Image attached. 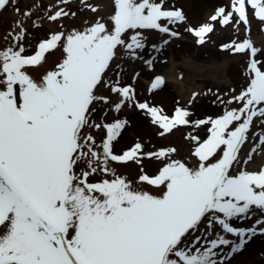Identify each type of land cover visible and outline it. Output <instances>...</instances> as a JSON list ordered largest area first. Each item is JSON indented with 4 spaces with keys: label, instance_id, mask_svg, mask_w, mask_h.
<instances>
[{
    "label": "snow or ice",
    "instance_id": "obj_1",
    "mask_svg": "<svg viewBox=\"0 0 264 264\" xmlns=\"http://www.w3.org/2000/svg\"><path fill=\"white\" fill-rule=\"evenodd\" d=\"M81 3L97 15L90 25L43 33L33 21L37 31L30 35L24 18L33 12L18 0H0V12L12 8L20 17L0 45V264H226L258 230L264 234V218L247 229L233 225L264 216V166L249 170L255 155L264 156V132L258 140L250 135L264 126V50L247 38L221 45L247 60L239 93L230 89L227 100L213 93L236 107L192 120L200 95L193 93L169 115L138 98L139 72L124 83L121 62L143 60L149 47L159 52L149 44L153 33L179 38L173 26L187 25L183 10L166 0ZM48 12L51 22L76 15ZM252 18L264 24V0H229L207 22L184 30L205 45L216 25L250 32ZM57 51L62 59L35 79L31 73ZM164 84L155 77L150 92ZM145 126L158 138L192 129L184 137L187 156L152 144ZM198 129L206 137L193 134ZM129 133H135L131 146L118 153ZM114 164H134L139 174L130 180Z\"/></svg>",
    "mask_w": 264,
    "mask_h": 264
},
{
    "label": "rangeland",
    "instance_id": "obj_2",
    "mask_svg": "<svg viewBox=\"0 0 264 264\" xmlns=\"http://www.w3.org/2000/svg\"><path fill=\"white\" fill-rule=\"evenodd\" d=\"M110 2L111 0H87L89 4L100 6L108 5ZM228 3L229 0H166V6L174 5L183 10L188 21L185 26L192 27L207 22L208 17L214 14L218 7ZM18 5L22 10L33 12L31 18H24L25 27L30 35L37 31L33 27V21L40 26L39 31L48 33L60 30L66 32L73 29L82 30L86 26L85 22L90 25L97 18V15L85 7L81 0H70L68 5L62 4L61 0H18ZM37 5L40 7H36ZM49 8L53 12L58 8H65V10L70 13L74 12L76 15L65 17L58 22H51L46 19ZM206 9H208L209 15L203 19V12ZM18 19L20 17L14 13L12 8L0 12V45L6 44L4 37L15 27V22ZM61 24L63 29L60 27ZM185 26H173L174 30L180 33L179 38L176 39L153 33L149 37V44H156L161 49L159 52H154L149 47L143 60L132 64L122 61V66L126 69V73L123 75L124 83H132L134 73L139 72L140 75L133 85L138 98L142 101L147 99L155 106L163 107L169 115L172 114L175 107L187 106L193 93H199L200 95L190 109L194 113L191 119H203L206 116L216 118L223 115L225 107L230 110L236 105L220 104L213 93L227 100L232 95L230 89L234 88L236 93H239L247 82L245 55L222 51L221 45L233 40L241 42L247 38L251 39L256 47L264 50V24L252 18L250 32H245L243 26L237 31L235 28L222 29L216 25L214 34L211 35V39L205 45H198L196 38L184 30ZM165 39L169 40L167 45L163 43ZM61 59L62 52L57 51L55 55L49 56L43 68L32 72L31 75L38 80L43 72L53 70L55 64ZM146 60H152L150 67L144 62ZM157 76L163 77L165 84L158 92H150V85ZM226 93L228 95H225ZM192 131L190 128L181 127L167 138H158L155 136V129L145 126L142 134L157 147L174 146L179 150L181 157H186L189 151V143L184 137ZM262 132H264V126L257 125L251 130L250 135L256 134V140H258L259 134ZM193 134L204 138L207 132L206 129H198ZM134 138L135 133H129L117 145L116 151L121 153L122 150H126L131 146ZM256 140L251 141L242 149V155L246 156V153L251 151ZM254 159L255 163L249 170L264 166V156L255 155ZM113 167L116 168L117 174L125 175L130 180H134L139 174V168L134 164L129 166L114 164ZM145 171L150 175L152 174L151 168H146ZM144 190L151 191L150 188H144ZM257 218H264V216L257 213V216L251 220L234 221L233 225L245 229L251 228ZM216 232H221L219 227L216 228ZM226 238L234 239L230 235ZM224 251L229 252L230 247ZM226 264H264V234H260L258 230L257 235L248 240L244 249L239 253L232 254Z\"/></svg>",
    "mask_w": 264,
    "mask_h": 264
},
{
    "label": "bare ground",
    "instance_id": "obj_3",
    "mask_svg": "<svg viewBox=\"0 0 264 264\" xmlns=\"http://www.w3.org/2000/svg\"><path fill=\"white\" fill-rule=\"evenodd\" d=\"M203 13H204V15L202 16V18H203V19H206L207 16L209 15V11H208V9H206Z\"/></svg>",
    "mask_w": 264,
    "mask_h": 264
}]
</instances>
